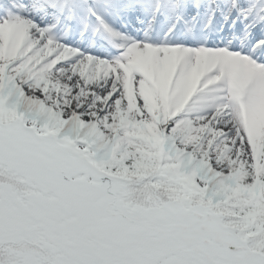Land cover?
<instances>
[{
    "label": "snow or ice",
    "instance_id": "1",
    "mask_svg": "<svg viewBox=\"0 0 264 264\" xmlns=\"http://www.w3.org/2000/svg\"><path fill=\"white\" fill-rule=\"evenodd\" d=\"M0 264H264V0H0Z\"/></svg>",
    "mask_w": 264,
    "mask_h": 264
}]
</instances>
